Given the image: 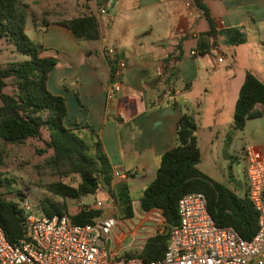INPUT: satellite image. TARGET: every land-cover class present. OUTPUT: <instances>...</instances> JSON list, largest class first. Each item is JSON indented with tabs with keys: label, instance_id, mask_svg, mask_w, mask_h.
<instances>
[{
	"label": "crops",
	"instance_id": "crops-1",
	"mask_svg": "<svg viewBox=\"0 0 264 264\" xmlns=\"http://www.w3.org/2000/svg\"><path fill=\"white\" fill-rule=\"evenodd\" d=\"M202 1L214 36L204 12L191 0H27L37 15L31 38L39 56L56 59L46 87L65 100V126H76L85 137L92 129L112 170H136L125 178L112 177L110 189L123 207L128 181L141 179L146 186L161 154L175 145L183 113L192 115L196 126L210 119L205 126L224 134L234 127V105L246 72L264 83V0ZM37 4L40 8H33ZM85 7L98 22L94 40L57 23ZM40 13L45 18L39 19ZM106 46L126 61L121 89L111 98L106 96ZM256 108L262 110L259 104ZM131 204L132 217L148 213ZM124 235L112 230L107 240L116 258H121L118 241Z\"/></svg>",
	"mask_w": 264,
	"mask_h": 264
},
{
	"label": "trees",
	"instance_id": "trees-1",
	"mask_svg": "<svg viewBox=\"0 0 264 264\" xmlns=\"http://www.w3.org/2000/svg\"><path fill=\"white\" fill-rule=\"evenodd\" d=\"M191 1L204 12L210 23V35L214 36L212 21L203 1ZM28 15L35 24L37 15L29 10L27 0H0V39L11 44L23 56L5 65L0 64V142L20 144L28 138H42L43 130H46L45 146L52 150L49 161L64 164L69 173L78 177L76 185L52 182L48 186L51 193L79 199L104 188L112 194V169L101 141L92 129L85 137L76 131V126H65V100L46 87L47 74L55 66L56 59L39 56V46L25 33ZM57 23L87 40L99 37L98 22L89 7H85L79 15ZM9 85L11 91H5ZM258 104L262 110L256 108ZM263 115L264 83L247 71L234 105V127L243 128L247 120ZM196 127L192 115L183 113L179 117L175 145L161 154L153 179L138 199L142 211L160 210L167 230L146 239L138 253L144 260L162 256L168 241V230L178 224V198L185 193L202 192L215 224L233 227L243 239H250L257 230V213L247 197V183L240 193V188L211 180L196 167L200 160ZM9 186L7 178H0V226L6 239L15 243L23 237L25 228L22 208L9 196L10 191H6ZM17 193L19 200L23 201L21 192ZM131 201L127 197L124 206L126 218L133 216ZM99 207L82 202L75 212L69 213L55 203L46 202L41 204V215L66 214L71 223L83 225L93 223L102 216ZM131 256L129 253L125 255Z\"/></svg>",
	"mask_w": 264,
	"mask_h": 264
},
{
	"label": "built area",
	"instance_id": "built-area-1",
	"mask_svg": "<svg viewBox=\"0 0 264 264\" xmlns=\"http://www.w3.org/2000/svg\"><path fill=\"white\" fill-rule=\"evenodd\" d=\"M104 55L110 64L106 96L111 98L121 89L126 61L111 46L104 47ZM244 152L247 197L257 213V230L250 239H243L231 226L216 225L202 192L185 193L178 198V224L168 230L160 258H116L107 244L117 224L114 217L78 225L66 214L37 215L32 204L23 200V237L11 243L0 226V264H264V147L246 145ZM135 172L115 169L111 174L125 178ZM91 205L102 206V201ZM156 210L152 211L160 213Z\"/></svg>",
	"mask_w": 264,
	"mask_h": 264
},
{
	"label": "rangeland",
	"instance_id": "rangeland-1",
	"mask_svg": "<svg viewBox=\"0 0 264 264\" xmlns=\"http://www.w3.org/2000/svg\"><path fill=\"white\" fill-rule=\"evenodd\" d=\"M41 5L33 6L39 9ZM60 6L59 8H62ZM39 19L45 18V15L38 14ZM52 15L49 16L51 18ZM33 23L31 17H26L25 33L30 38L33 35ZM32 39V38H31ZM23 56L15 51L11 44L4 39H0V64L5 65L12 60L21 59ZM5 91H11V86H7ZM210 119H203L202 126H197L195 135L197 147L199 150V163L197 168L205 173L211 180L225 184L228 187L240 188V193L246 187L245 178V152L246 145H263L264 144V119L257 117L247 120L243 128L230 127L227 131L228 137L231 138L229 143H225L226 135L218 134L214 127L205 126ZM47 138L46 130H43L42 138H28L23 143H6L0 142V178H7L10 181L8 190L14 201L22 203L28 201L32 204V211L41 215V204L46 202L55 203L62 210L69 213L76 211L78 204L91 205L95 200H101L102 216H111L117 220V225L113 229L117 233H124L119 238L121 242V257L126 253L138 255L141 250L137 245H144L146 239L157 233H165L164 218L161 213L149 211L145 216L135 214L130 219L122 220L126 217L124 207L118 203L114 193H107L105 189H99L95 193H89L79 199L63 198L54 195L49 191V184L52 182H63L70 185H76L78 177L68 172L64 164H54L49 161L52 150L46 149L45 140ZM145 181L138 179L128 181V195L138 211V199L145 188ZM20 191L24 201L19 200L16 194ZM119 200V199H118ZM31 206V207H32ZM99 217V218H100ZM142 218V219H141ZM161 230V231H159Z\"/></svg>",
	"mask_w": 264,
	"mask_h": 264
}]
</instances>
